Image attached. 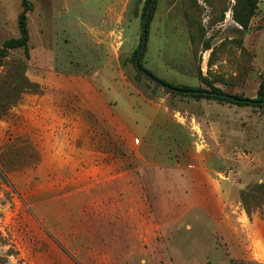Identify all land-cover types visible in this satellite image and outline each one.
<instances>
[{"label":"rangeland","instance_id":"374dc122","mask_svg":"<svg viewBox=\"0 0 264 264\" xmlns=\"http://www.w3.org/2000/svg\"><path fill=\"white\" fill-rule=\"evenodd\" d=\"M29 1L26 51L3 48L20 36L23 6L0 0V264H264V107L172 91L140 71L146 0ZM234 3L157 0L143 66L173 84L257 96L264 0L246 28ZM90 91L113 105L109 118L83 121L76 105ZM39 93L78 115L55 143L23 114ZM196 151L218 170L169 167ZM119 196L134 250L110 251L107 223L118 221L91 211L90 197H109L112 214Z\"/></svg>","mask_w":264,"mask_h":264},{"label":"crops","instance_id":"0c3cea01","mask_svg":"<svg viewBox=\"0 0 264 264\" xmlns=\"http://www.w3.org/2000/svg\"><path fill=\"white\" fill-rule=\"evenodd\" d=\"M44 92V90H43ZM44 94V93H43ZM42 93L38 94L37 102H34L32 104H25L23 107L27 109V113H24L26 117H29L28 122H34L37 123L40 127L39 131L43 132L45 134L46 139H49L50 141L53 140L54 143L57 142V139L63 133L66 131V122L69 120H74L76 116H78L76 113L72 112H66V108L69 107L68 103H55L52 101V99H49L48 95L40 96ZM90 95V96H89ZM84 100L80 103L81 106H78L81 108V110L84 112L83 114V121L88 123L87 117L88 114L97 115L98 117H106L109 118V115H111L112 112H114L113 105H111L109 102L103 100L100 97V94L95 95L91 93V91L88 93V96H85L83 98ZM78 103V102H77ZM75 105V104H73ZM72 109V108H71ZM32 120L34 121H30ZM119 120V119H118ZM76 120H74V123ZM197 152V160L190 161L186 163H179L174 162L173 159H168L169 167L175 168V165L179 166L183 169V171H186L188 173H212L216 172L218 170L219 163L216 164L209 159L204 151L201 153V151ZM148 164H156V162L152 158H147ZM171 163V164H170ZM193 177V176H192ZM184 180V186L188 183ZM95 184V183H93ZM218 198H222V194L220 193ZM133 200H136V198H133ZM89 201L91 202V211L98 216L99 213L102 214L104 218L108 220H117V224L115 223H107V236L109 237L108 245L113 246L109 247L111 249L110 251H125L127 250H134L135 249V243L133 241L126 240V219H127V206H126V198L124 196L117 197V205L112 207L113 213H109V209H111L109 202V197H90ZM221 201V200H220ZM106 202V203H105ZM105 205V206H104ZM129 216H132L133 225L135 226V222L137 218L141 217V205L140 204H134L132 207H128ZM137 210V212H136ZM106 214V216H105ZM111 228V229H110ZM135 230V229H134Z\"/></svg>","mask_w":264,"mask_h":264},{"label":"trees","instance_id":"16d2710c","mask_svg":"<svg viewBox=\"0 0 264 264\" xmlns=\"http://www.w3.org/2000/svg\"><path fill=\"white\" fill-rule=\"evenodd\" d=\"M258 1L259 0H235V3L232 7L233 19L236 22H238L240 25H242L243 27L246 28L249 24L251 17L254 15V12L257 8ZM21 2H22L23 9L19 13V16H18V26H19L20 36L17 38H11V39L6 40L4 42V46H3V48L5 50L10 49V48L22 47L26 51H28L29 29H28V23H27V12L31 9V3L29 0H21ZM149 2H150V0L145 1V6L143 9V13H142V27H143V18H144V15L146 13L147 6H148ZM156 2H157V0H155L151 14H150L148 21H147V39H148V27H149L151 19L153 18L154 9L156 7ZM142 36H143V33H142ZM142 36L140 39V43L134 52V61H135L136 55L139 51V48L142 46ZM147 39H146V41H147ZM142 56H143V53L140 56V67H138V69L140 71H142V68L145 69L148 72L147 74L146 73L145 74L148 75L149 77L152 76L150 78H152L154 81L156 80L155 82H157V83L159 80V81H162L163 84H165V85L166 84L171 85V86H174V87L179 88V89H185V90L192 89V90L206 91L205 93L193 94L195 96L215 99L218 101L229 102V103L264 107V103L257 102V101H264V89L262 87L259 89L257 96H255V97H244V96L238 95V94L227 93L224 90H222L221 88L215 87L213 85L209 89H205V88H200V87H191L189 85L173 84V83H170L164 79L158 78L156 75H154L152 73L151 70L146 69L142 63ZM241 99H248V101H242Z\"/></svg>","mask_w":264,"mask_h":264},{"label":"water","instance_id":"95a60500","mask_svg":"<svg viewBox=\"0 0 264 264\" xmlns=\"http://www.w3.org/2000/svg\"><path fill=\"white\" fill-rule=\"evenodd\" d=\"M154 3H155V0H150L148 6H147V10H146V13L144 15V18H143V36H142V46L139 48V51L136 55V58H135V63L137 65V67H140V56L144 50V45H145V42H146V39H147V21H148V18L151 14V11H152V8L154 6ZM142 71L144 73H148L145 69L142 68ZM152 77V76H150ZM156 81V80H155ZM158 84L162 85L163 87H166L172 91H176V92H186V93H205L206 91H201V90H192V89H189V90H185V89H179V88H176L174 86H171V85H165L163 84L162 81H159L158 80ZM242 101H248V99H241ZM250 101V100H249ZM257 102H260V103H264V101H257Z\"/></svg>","mask_w":264,"mask_h":264},{"label":"bare ground","instance_id":"6f19581e","mask_svg":"<svg viewBox=\"0 0 264 264\" xmlns=\"http://www.w3.org/2000/svg\"><path fill=\"white\" fill-rule=\"evenodd\" d=\"M257 254L260 256L264 255V250L257 249Z\"/></svg>","mask_w":264,"mask_h":264}]
</instances>
